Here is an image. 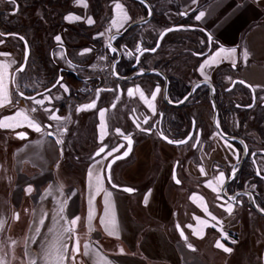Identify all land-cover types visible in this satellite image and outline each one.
Listing matches in <instances>:
<instances>
[{
	"label": "crops",
	"instance_id": "crops-1",
	"mask_svg": "<svg viewBox=\"0 0 264 264\" xmlns=\"http://www.w3.org/2000/svg\"><path fill=\"white\" fill-rule=\"evenodd\" d=\"M165 1L169 5L174 0ZM175 1L187 14L196 10L204 12L199 21L202 28L221 42L219 56H228L235 61L239 76L247 82L264 87V0ZM233 48L236 52L229 55L227 50ZM245 49L248 52L246 62ZM0 64L8 65L5 83L11 94V103L0 107V120L23 110L42 128V132H37L22 118L18 124L9 121L13 124L11 128H0V189L3 190H0V198L6 193L8 200L6 212H2L0 206V213L5 217V229L12 231L9 234L10 254L17 264H29L31 259L43 264L40 259L42 249L54 239V232L68 227L73 231L62 233V240L68 246L64 264H73V256L74 264H101L104 260L110 264H232L231 258L239 254L240 246L244 248L242 252L249 250L254 254L253 264L262 262L264 227L260 224L264 223V215L245 208L239 215V206L224 198L218 199L221 185L219 174H214L215 162L222 164L224 169L235 164L239 151L231 142L217 136L218 150H202L199 162L179 167L180 183L177 184L172 177L176 148L157 142L151 136L145 137L133 152L112 164L111 183L107 178L103 182V189L111 193L105 215V192H97L95 172L105 168L114 153L106 160L104 157L111 149L106 148L100 156L95 154L103 147L101 144L115 137L107 127L111 118H103V128L101 117L55 113L65 119L50 120L49 116L54 112L53 93L45 95L52 99L45 101L43 108L33 101L27 103L19 99L12 85V64L4 59ZM33 108L37 110L31 111ZM44 108L52 112H45ZM45 120L53 123L52 129L45 125ZM63 126L67 128L65 135L60 132ZM21 132L27 135L23 139L18 135ZM49 132L54 135H47ZM62 136L68 137V149L55 143ZM155 145L160 152L158 156L151 150ZM162 148L169 152L161 153ZM100 160L103 164H96ZM93 164L96 168L90 179L89 168ZM201 167L204 173L200 171ZM188 171L194 177H190ZM104 175L106 177L107 173ZM146 179L149 183L143 188L139 182ZM201 185L210 190L209 194L201 193ZM29 186L30 192L26 191ZM124 188L134 191L125 192ZM229 204L233 207L231 214L225 210ZM61 207L64 209L62 214L59 213ZM90 212L92 218L89 221ZM16 213L19 219L14 218ZM60 215L64 219H60ZM76 217H79L77 224L71 225L70 221ZM102 218L104 223H101ZM113 219L118 231L110 234ZM177 225L183 229L187 242L178 232ZM0 230H3L2 226ZM243 231L246 235L233 243L231 236L241 235ZM217 241L232 251L228 253L217 248ZM77 242L79 251L74 252ZM187 243H191L195 251L189 249ZM85 245L89 246L88 255H84ZM255 245L258 249L261 246L260 250L251 252ZM242 262L241 259L240 264Z\"/></svg>",
	"mask_w": 264,
	"mask_h": 264
},
{
	"label": "flooded vegetation",
	"instance_id": "flooded-vegetation-1",
	"mask_svg": "<svg viewBox=\"0 0 264 264\" xmlns=\"http://www.w3.org/2000/svg\"><path fill=\"white\" fill-rule=\"evenodd\" d=\"M3 1L9 3V0ZM147 1L152 16L145 23L137 22L148 18L149 8L135 0H83L87 7L79 0H16L19 10L15 12L9 3V9L4 11L9 15V32H0V35L9 38L15 96L31 103L32 100L20 96L19 92L27 96L43 94L36 99L53 93L52 109L60 116L86 115L98 119L100 110L105 109L104 117L111 118L107 127L115 137L101 146L112 149L124 145L113 156L121 155L127 149V141L116 129L131 136L130 152L145 137L151 136L157 142L176 148L172 177L176 168L179 181V167L199 162L202 150H218L215 138H224L217 130L219 125L226 134L243 138L248 154L225 190L228 196L234 197L230 200L223 193V186L231 177L233 168L238 171L243 147L226 139L239 152L231 167L224 169L222 164L215 162V176L220 172L225 174V183L217 194L241 209L246 207L257 212L246 192L252 193L256 204L264 208V87L254 86L239 76V66L236 64L233 68L228 56L216 55L221 42L213 36L209 40L201 29L200 21L195 19L200 10L191 14L179 10L181 21L169 25L166 12L161 13L158 9V6L165 8L167 2ZM117 2L123 6L127 20L115 8ZM178 7L182 8L181 5ZM89 19L93 23H88ZM114 20L116 24H113ZM169 28L174 30L161 38ZM56 36L61 37L60 42L56 41ZM27 47L29 55L26 59ZM112 48L116 51L113 52ZM152 48L156 50L144 51ZM16 55H20L17 63L14 60ZM214 56L215 62L206 65V61ZM23 64V71H18ZM202 65H206L204 75L201 74ZM58 79L67 86V92L59 85L53 87ZM239 80L245 83L241 84ZM34 86L38 88L34 89ZM156 86L160 92L152 101ZM137 87L154 104L155 112L141 99ZM49 88H53L50 93L45 91ZM129 89L133 90L131 96ZM97 90H100L99 98ZM93 101L95 108L77 111ZM145 119L147 124L143 123ZM137 124L142 128L154 126L152 133L140 131ZM45 125L53 128L49 120H45ZM64 129V126L60 129L62 135L67 134ZM161 132L169 140L187 142L168 143L161 137ZM59 140L69 148L68 137L62 136ZM188 174L194 177L189 171ZM200 188L201 193L209 194L207 187L201 185Z\"/></svg>",
	"mask_w": 264,
	"mask_h": 264
},
{
	"label": "snow or ice",
	"instance_id": "snow-or-ice-1",
	"mask_svg": "<svg viewBox=\"0 0 264 264\" xmlns=\"http://www.w3.org/2000/svg\"><path fill=\"white\" fill-rule=\"evenodd\" d=\"M79 2L83 4V0H79ZM141 2H144V0H141ZM196 2H197V0H192V3H196ZM9 3H11L14 6V12L19 10V6L16 4V0H9ZM83 6L87 7L86 4H83ZM115 8L120 12V14L122 15L124 20L128 19L127 14L124 11L123 6L120 3L117 2L115 4ZM204 15H205L204 12H199V14L196 15L195 19L196 20H200ZM68 18L71 19V17H68ZM77 19H78V17H77ZM88 23L91 24V23H93V21L91 19H89ZM113 24H116L115 20L113 21ZM173 30L174 29H171V28L166 29L165 33L161 34V38H163V35L166 34V32L173 31ZM20 39L23 40V37H20ZM55 39H56L57 42L61 41V37L60 36H56ZM209 40H211V36H209ZM108 47L111 48V45L109 44ZM111 50L113 52L116 51L115 48H112ZM155 50H156L155 48L144 49V51H155ZM86 51H91V50H86ZM227 51H228L229 55H231V54H234L236 52V49L233 48V49H230V50H227ZM81 54H83V53H81ZM0 55H10V54L0 53ZM216 55L218 56L219 53H217ZM247 56H248V52L245 49V51H244L245 62L247 60ZM61 58H63V56H61ZM104 58H106V57H104ZM215 60H216V57L214 56L209 61H206V65L210 66V64L214 63ZM69 64H71V61H69ZM206 65H202L201 66V74L202 75H204L203 68ZM232 67L233 68L236 67L235 61H233ZM7 68H8V65L0 64V107H3L6 104H10L11 103V94L9 93L7 85L5 83V74H6ZM18 71H23V66L21 68H19ZM208 79H209V77H207L205 75V80H208ZM13 82H15V81H13ZM239 83L244 84L245 82L244 81H239ZM57 85H59L61 88H63L65 92L68 91L67 86L60 83V79L57 80L56 84H54L53 87H56ZM248 86L252 87L251 85H248ZM197 87H199V85H197ZM45 91L50 93L51 89H46ZM99 91L100 90H97V98H99ZM136 91L140 93L141 99L145 100V102L148 103V106L153 110V112H155L154 104H152V103H150L148 101V99H147V97H145L143 91L140 90L139 87L136 88ZM159 92H160V88H159V86H156V88L152 92V97H151L152 101H155L156 95ZM128 94H129V96L133 95V90L129 89L128 90ZM19 95L20 96H24V93L23 92H19ZM37 95H41L42 96L43 94L37 93ZM57 98H59V97H57ZM25 99L32 100L36 105H39V106H41L43 108L44 105H45V101L51 102L52 98H51V96H43L42 99H36L33 96H27V97H25ZM184 99L186 100L187 97H185ZM168 102L172 103L171 100H169ZM178 103H183V101H178ZM95 106H96L95 101H93L91 104L83 106V108H77V111H81L83 109L95 108ZM112 107L114 108L115 104H113ZM36 110H37L36 108L31 109V111H33V112H35ZM44 111L45 112H52V110H50L48 108H44ZM105 111H106L105 109H101L100 112H99V115H100L101 121H102V125H101L102 128L104 127L103 118H104V115H105ZM20 118H22L23 121H26L28 123V126L33 128L35 131L42 132L41 125L39 123H37L34 119L30 118L23 110L16 112L13 116H6L2 120H0V128H11V127H13V124L8 123V122L9 121H15L18 124V123L21 122ZM49 119L50 120H54V121H62L65 118H62V117L56 115L55 112H52V114L49 116ZM143 123L147 124L148 120L145 119L143 121ZM136 126H137V128L140 129V131L148 133V134L152 133L153 127H154V126H151V127H148V128H142L140 126V124H137ZM48 127H52V125H48ZM64 130L66 131V129H64ZM116 132L119 135H121L127 141V145H128L127 149L121 155L114 156L112 160L108 161V163H107L105 168H102L101 170H98V171L95 172V181H96V185H97V192H99L101 190H103L105 192V204H106L105 215L108 214V201H109V198L111 196V193L108 192L106 189H103V182H104L105 178H107L108 182L111 183V167H112V164H114L116 162V160H119V159H122L123 157H126L128 155V153L131 151V145L133 143L130 135H125L120 129H116ZM18 135H19V137L21 139L25 138V134H23V133H19ZM47 135L52 136L54 134L49 132V133H47ZM160 135H161V137L163 139L167 140L168 143L183 144V143L187 142V140H180V141L169 140L166 136L163 135L162 132L160 133ZM187 139H192V137H188ZM55 143L62 144L63 140H59L58 139V140L55 141ZM122 147H124V145H117V146L113 147L111 150H109L107 152V154L104 157V159L106 160L108 156H112L113 153L119 152L120 148H122ZM106 148H107V145L101 147L99 149V151L95 155L96 156H100L101 153L105 152ZM96 164H103V160L96 161ZM96 164H93L89 168V177H90V179L94 175V169L96 168ZM200 171L202 173H204V169L202 167H201ZM232 171L234 173L236 171V169L233 168ZM105 172L107 173L106 177L104 175ZM257 174L259 175L260 172L258 171ZM173 179L175 180V182L177 184L180 183V181L178 179H176V177H175V172L173 173ZM218 181H219V183L221 185V188H222L223 184L225 183V174L223 172L219 173ZM208 186L211 187V182H209ZM112 187H117V185L112 184ZM26 191L30 192L31 191V186H29V188L26 189ZM123 191L131 193V192L134 191V189H132V188H124ZM214 191H215V189H214ZM223 198H224L223 196H218V199H223ZM229 199H234V197H229ZM221 207H223V205H221ZM225 210L229 214H231L232 211H233L232 205L229 204L228 207ZM259 210L262 213H264V208H260ZM63 211H64V209H63V207H61L59 209V213L62 214ZM205 211H207V209H205ZM113 212H114V206H113ZM209 215H211V214L209 213ZM14 218L15 219H19V214L16 213L14 215ZM91 218H92V216H91V212H90L89 213V221L91 220ZM60 219H64L63 215H60ZM212 219L215 220L216 217L213 216ZM78 220H79V217L73 218L70 221V224L71 225H76ZM40 223L41 224L43 223V219H41ZM101 223H104L103 218L101 219ZM201 223H204V222L201 221ZM2 224H3V221H0V225H2ZM188 227H191V225H189ZM177 228H179V225H177ZM106 230H107V226H106ZM37 231H39V229H37ZM50 231H53V230L50 229ZM72 231H73L72 227H68V228H61L59 232H54L53 233L54 234V239L42 249V255L40 256V259L43 261V264H64V261L67 259L65 253L68 250V246L62 240V233L72 232ZM116 231H118V225L115 223V220L113 219L112 224H111L110 234H113ZM180 234L184 238V240L187 242V237L184 236L183 230H180ZM227 238H228L227 234H225V239H227ZM232 242L235 243V241H232ZM84 247H85L84 255H88L89 253H88L87 249H88L89 246L85 245ZM187 247L189 249H191L192 251H195V249L193 248L191 243H187ZM216 247L217 248H222L224 252L230 253L232 251V249L230 247H226L220 241H217ZM78 251H79V248H78V242H77V247L74 248V252H78ZM121 251H123V250H121ZM72 260H73V264H74L75 256L72 257ZM0 264H7V262L4 260L3 257H0ZM29 264H37V259H31L29 261ZM101 264H110V262L104 260V261L101 262Z\"/></svg>",
	"mask_w": 264,
	"mask_h": 264
},
{
	"label": "rangeland",
	"instance_id": "rangeland-1",
	"mask_svg": "<svg viewBox=\"0 0 264 264\" xmlns=\"http://www.w3.org/2000/svg\"><path fill=\"white\" fill-rule=\"evenodd\" d=\"M204 1H207L208 2V0H204ZM161 4H163V2ZM178 5L179 4L177 2H173V4H169L167 6L165 5L166 6L165 8H161V7L158 6V9H159V11H161V13H165L166 12V15L165 16H167V18H168L167 19V24L170 25L173 22L176 23L177 21L178 22L181 21L180 16H178L179 10H181V12L186 13L183 10L184 8H181L180 9V7H178ZM8 9H9V3H6L3 0H0V12H2V15H0V32H4V33L9 32V15H6L4 13V11L5 10H8ZM232 41H233V39H232ZM0 53H7V54H9V38H6L5 39L1 35H0ZM18 58L20 59V55H16V58L14 59L15 60V63L18 62V60H17ZM3 59L6 62H8V64H9V55H0V60H3ZM227 77L229 78V76H223V78H226V79H227ZM23 87L26 88L25 86H23ZM35 88H38V87L34 86V89ZM19 99H22V98L20 97ZM157 149H158V147L156 145L153 148H151V150H153V152H156L154 156H158L157 154L160 155V152ZM11 151H12V148H11V150L9 152V155H10ZM162 152H169V151L166 150L165 148H162L161 149V153ZM145 158H147V156ZM139 183L144 188V187L147 186V184L149 182L146 179V180H143V182H139ZM0 190L3 191L2 189H0ZM1 191H0V196H1ZM3 196H4L3 198H0V205L7 204V201L8 200H7L6 193H4ZM237 209H238L239 215H240V210H241V212H244V209H240V208H237ZM245 209H247V208L245 207ZM255 213H258V212H255ZM10 218H11V216L9 215V225H10V222H11L10 221ZM4 219H5V217H4L3 213H0V221H3ZM3 224L0 225V228H1V226L3 227V230H0V239L4 240V241H1L2 243L0 242V257H3L4 260L7 262V264H17L15 257H11V254H10V252H11V246L9 245V234H11L12 231H10L11 229L6 230L5 227L3 226ZM260 225L262 227H264V223H261ZM250 230H253V227ZM242 233L243 234H241V235H239V234L232 235L231 238L233 239V241H235L236 239L239 240V237L240 236L243 237L244 234L246 235V233L244 231ZM251 236H252V234H251ZM246 241L248 243V247L247 248L250 249L249 240L247 239ZM260 248H261V246L258 249L256 247V245H255L251 249V252H254L257 249L260 250ZM243 249L244 248H241V246L239 247V249H238L239 250V254L238 253L237 254H234V257L231 258V262H233L234 264H240V260L242 259V261H243L242 264H247V262H248V264H251V263L253 264L254 263V260H253L254 254L253 253H250L249 250H246L245 252H242ZM260 264H264L263 263V260H262V262H260Z\"/></svg>",
	"mask_w": 264,
	"mask_h": 264
},
{
	"label": "water",
	"instance_id": "water-1",
	"mask_svg": "<svg viewBox=\"0 0 264 264\" xmlns=\"http://www.w3.org/2000/svg\"><path fill=\"white\" fill-rule=\"evenodd\" d=\"M135 1H139V2H141V0H135ZM142 3H144V4L149 8V16H148V18L144 19L143 21H141V22H137V23H145V22L148 21L149 18L152 16V8H151L149 2H148L147 0H144V2H142ZM201 29L207 34L208 37L211 36V34H210L205 28H201ZM211 37H212V36H211ZM28 55H29V49H28V47H27V51H26V59L28 58ZM22 66H23V69H24V66H25V65L23 64ZM22 66H21V67H22ZM239 81H241V80H239ZM49 89H53V88H49ZM26 96H27V95L24 94L23 97H26ZM37 96H38L37 94H36V95H33V97H37ZM216 125H217V124H216ZM217 130H218V132H219V133H220L225 139H227V140H229V141H232V142H238V143H240V144L242 145V147H243V154H242V156H241V160H240V162H239L238 171L232 173V174H231V177L229 178V180H227V182H226V183L224 184V186H223V193L225 194V190H226L227 186H228V185H229V184L235 179V177H236V175L238 174L239 170H240L241 167L243 166V163H244V161H245V159H246V157H247V154H248V147H247V143H246V141H245L243 138L226 134V133L222 130V128H221L219 125H217ZM21 133L25 134L24 132H21ZM26 136H27V135L25 134V137H26ZM175 144H176V143H175ZM174 172H175V177H176V179H178L176 168L174 169ZM174 172H173V173H174ZM246 194H248V196H249V200H250V202H251L253 208H254L259 214L264 215V213H262V212L259 210L260 207H259V206L256 204V202L254 201L252 193H250V192H246ZM225 196H226L227 198L230 197V196H228L227 194H225ZM232 197H233V196H232ZM230 200H232V199H230ZM180 230H183V229L179 226V228H178V232H179V233H180ZM183 232H184V231H183ZM180 235H181V234H180ZM184 236H185V233H184ZM263 263H264V253H263Z\"/></svg>",
	"mask_w": 264,
	"mask_h": 264
},
{
	"label": "trees",
	"instance_id": "trees-1",
	"mask_svg": "<svg viewBox=\"0 0 264 264\" xmlns=\"http://www.w3.org/2000/svg\"><path fill=\"white\" fill-rule=\"evenodd\" d=\"M0 206H1V208H2L1 211H2V212H6V209H5L6 204H5V205H0Z\"/></svg>",
	"mask_w": 264,
	"mask_h": 264
}]
</instances>
